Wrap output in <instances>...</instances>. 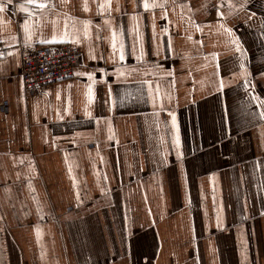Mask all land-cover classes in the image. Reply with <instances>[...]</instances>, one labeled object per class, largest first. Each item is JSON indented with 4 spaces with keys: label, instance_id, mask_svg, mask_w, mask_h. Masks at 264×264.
I'll return each instance as SVG.
<instances>
[{
    "label": "crops",
    "instance_id": "1",
    "mask_svg": "<svg viewBox=\"0 0 264 264\" xmlns=\"http://www.w3.org/2000/svg\"><path fill=\"white\" fill-rule=\"evenodd\" d=\"M0 5V264H264V0Z\"/></svg>",
    "mask_w": 264,
    "mask_h": 264
},
{
    "label": "built area",
    "instance_id": "2",
    "mask_svg": "<svg viewBox=\"0 0 264 264\" xmlns=\"http://www.w3.org/2000/svg\"><path fill=\"white\" fill-rule=\"evenodd\" d=\"M4 46L0 44V57ZM81 51L68 44L38 45L22 54L20 77L25 93H37L49 84L73 75Z\"/></svg>",
    "mask_w": 264,
    "mask_h": 264
},
{
    "label": "snow or ice",
    "instance_id": "3",
    "mask_svg": "<svg viewBox=\"0 0 264 264\" xmlns=\"http://www.w3.org/2000/svg\"><path fill=\"white\" fill-rule=\"evenodd\" d=\"M30 2H34V0H30ZM40 6L43 7V5H40ZM3 7H4L3 5H0V11L3 10ZM144 7L147 8V7H149V5L146 3V4L144 5ZM114 37H115V34H114ZM54 39H55V37H54ZM113 47L115 48V43L113 44ZM93 58H94V57H93ZM120 59H121V60L124 59L123 49H122V47H121V49H120ZM89 76H90V78H91V74H89ZM89 98L91 99V88H89ZM261 115L264 116V113H261Z\"/></svg>",
    "mask_w": 264,
    "mask_h": 264
}]
</instances>
